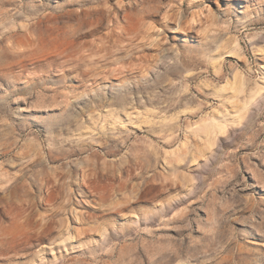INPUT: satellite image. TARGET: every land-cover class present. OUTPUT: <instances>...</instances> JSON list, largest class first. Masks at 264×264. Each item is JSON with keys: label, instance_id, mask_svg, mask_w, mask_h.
<instances>
[{"label": "rangeland", "instance_id": "obj_1", "mask_svg": "<svg viewBox=\"0 0 264 264\" xmlns=\"http://www.w3.org/2000/svg\"><path fill=\"white\" fill-rule=\"evenodd\" d=\"M0 264H264V0H0Z\"/></svg>", "mask_w": 264, "mask_h": 264}]
</instances>
